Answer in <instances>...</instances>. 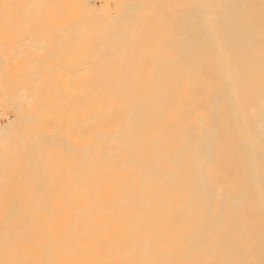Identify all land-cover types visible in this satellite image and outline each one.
<instances>
[{
	"label": "bare ground",
	"instance_id": "1",
	"mask_svg": "<svg viewBox=\"0 0 264 264\" xmlns=\"http://www.w3.org/2000/svg\"><path fill=\"white\" fill-rule=\"evenodd\" d=\"M263 65L264 0H0V264H264Z\"/></svg>",
	"mask_w": 264,
	"mask_h": 264
},
{
	"label": "rangeland",
	"instance_id": "2",
	"mask_svg": "<svg viewBox=\"0 0 264 264\" xmlns=\"http://www.w3.org/2000/svg\"><path fill=\"white\" fill-rule=\"evenodd\" d=\"M264 67V65L263 66H260V68H263ZM260 81V80H259Z\"/></svg>",
	"mask_w": 264,
	"mask_h": 264
}]
</instances>
